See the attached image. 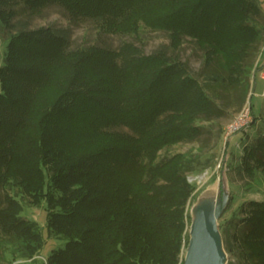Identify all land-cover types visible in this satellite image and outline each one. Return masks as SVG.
<instances>
[{"label":"trees","instance_id":"16d2710c","mask_svg":"<svg viewBox=\"0 0 264 264\" xmlns=\"http://www.w3.org/2000/svg\"><path fill=\"white\" fill-rule=\"evenodd\" d=\"M19 2L31 12L59 4L108 32L165 30L174 49L189 37L204 50L205 66L223 71L242 103L247 98L263 37L252 21L262 14L257 0H0L7 27H14ZM6 47L0 258H8L1 248L10 242L8 264L35 261L47 242L38 221L23 215L22 193L46 204L48 232L65 241L41 264H185L189 200L197 188L189 173L208 164L198 153L160 158V150L199 139L197 120L224 113L188 63L164 49L146 54L133 42L71 48L51 25L20 29ZM243 166L250 175L264 170V136L245 144ZM239 210L236 231L222 229L225 247L264 264V200Z\"/></svg>","mask_w":264,"mask_h":264},{"label":"rangeland","instance_id":"374dc122","mask_svg":"<svg viewBox=\"0 0 264 264\" xmlns=\"http://www.w3.org/2000/svg\"><path fill=\"white\" fill-rule=\"evenodd\" d=\"M262 7V14L253 18L263 32V37L258 43L253 67L249 74V92L246 100L242 103L239 92L240 89L229 85L221 79L224 74L218 68H207L205 66V52L192 39L187 37L179 49L171 46V39L168 31L150 29L144 25L137 33H114L108 32L100 24L87 18L73 17L63 6L59 4H49L38 12H31L23 2L17 3L15 9L17 15L13 17L14 27H7L0 20V65L4 61L8 39L12 33L23 28H38L51 25L58 32L66 35L70 41L71 48L87 47L93 44L105 45L115 49L120 48L126 42H133L140 46L146 54L164 49L172 58H180L186 61L190 71L206 85L208 92L224 109L221 116L212 119L201 117L197 120L203 126V134L195 141H181L168 145L160 150V158L171 156L177 152H189L200 154L203 164H208L204 170L189 173V179L197 185L195 196L189 200V212L191 219L187 229L189 241L191 230L200 227L203 220H199L200 209L203 211L205 219L208 212L217 202V193L223 198V212L218 218V227L221 232L223 242L224 235L222 229L229 227L232 234L236 231L237 222L242 216L239 208L244 202L252 199L264 200V170L255 169L250 175L243 166L245 144L255 143L260 136H264V78L260 75L264 64V0H257ZM257 65V66H256ZM219 75L220 78H214ZM1 91V81H0ZM251 107H250V106ZM250 107L251 119L249 125L238 132H234L226 137L228 124L234 119L236 114L243 108ZM255 122L253 123V119ZM223 188V193L220 189ZM10 192L16 190L9 187ZM206 191L205 195L198 202L199 198ZM4 188L0 186V197L3 196ZM18 197L24 202L23 215L38 221L42 227L47 242L35 261L19 260V264H41L52 251L53 248L64 244V239H60L48 232L46 204L34 205L28 196L20 193ZM198 202V203H197ZM195 213V223L193 217ZM1 237L4 235L1 234ZM189 244V243H188ZM188 245L183 250L185 257ZM226 251L225 264H251L240 255V250L229 252L224 243ZM6 256L5 260L0 258V264H8V259L12 258L10 252V242H4L1 248ZM41 259V260H40Z\"/></svg>","mask_w":264,"mask_h":264},{"label":"water","instance_id":"95a60500","mask_svg":"<svg viewBox=\"0 0 264 264\" xmlns=\"http://www.w3.org/2000/svg\"><path fill=\"white\" fill-rule=\"evenodd\" d=\"M223 193V188L220 189ZM206 191L199 198L198 202L205 195ZM217 202L207 214L206 219L196 230H191V239L189 241L185 264H225L226 251L221 232L218 227V218L223 212V198L217 193ZM197 202V203H198ZM201 211V210H200ZM192 224L195 223V213Z\"/></svg>","mask_w":264,"mask_h":264},{"label":"built area","instance_id":"2783aa9c","mask_svg":"<svg viewBox=\"0 0 264 264\" xmlns=\"http://www.w3.org/2000/svg\"><path fill=\"white\" fill-rule=\"evenodd\" d=\"M257 66V65H256ZM264 66V64H263ZM264 78V67L263 70H261L260 74ZM250 106V105H249ZM247 106V108L241 109L234 119L228 124L227 131H226V137H229L234 132H238L239 130L247 127L249 125L250 119H251V111L250 107Z\"/></svg>","mask_w":264,"mask_h":264},{"label":"bare ground","instance_id":"6f19581e","mask_svg":"<svg viewBox=\"0 0 264 264\" xmlns=\"http://www.w3.org/2000/svg\"><path fill=\"white\" fill-rule=\"evenodd\" d=\"M203 209H204V207H201V209H200V210H201V211H200V215H201V216H200V217H198V219H199V220H203V219H205V217H204V216H205V214H204V211H203Z\"/></svg>","mask_w":264,"mask_h":264}]
</instances>
